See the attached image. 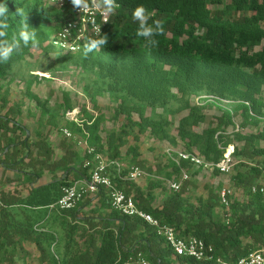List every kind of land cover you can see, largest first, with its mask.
<instances>
[{"label": "trees", "instance_id": "1", "mask_svg": "<svg viewBox=\"0 0 264 264\" xmlns=\"http://www.w3.org/2000/svg\"><path fill=\"white\" fill-rule=\"evenodd\" d=\"M97 1L99 6L105 7V0ZM0 2L5 3L8 10L6 16L9 22V43L14 36L18 37L19 31L27 23L30 29L36 31L39 40L37 46L54 41L59 31L73 21L76 8L72 0H69L61 11L53 14L40 0ZM211 2L225 3L223 0H114L113 10L107 22L100 25L97 34L86 32L80 40V45L85 51V45L90 40L107 36L106 45L88 52L86 56L97 53L105 57L110 68L114 69L115 80L121 78L124 81L123 88L129 94L147 102L165 100L170 95L169 87L195 81V77L201 72L213 77L217 90L229 92L243 102L249 101L248 105L240 101L234 104L233 110H222L216 117V122L200 133L193 131V127L203 120L199 108L190 107L188 114L179 120L176 134L185 151L197 150L206 161L216 163L223 156L224 148L231 144L223 133L233 123V116L241 110L244 122L257 121L252 118L249 110L259 112V102L255 94L264 87V27L261 25L264 22V0H228L223 9H212ZM140 5L151 17L149 24L153 21L162 23L163 31L155 37L158 41L155 47L148 46L145 39L136 34L138 24L132 19V12ZM258 46L260 48L256 50ZM32 47L31 43L27 46L21 43L20 48L7 62L0 63V74L5 71L7 64L23 60L29 55ZM117 62H120V70L115 68ZM167 65L170 69H166ZM239 85L244 86V89H239ZM11 112L13 111L3 115L0 113L1 133L8 124H11L15 131L25 130L23 125L9 116ZM146 126L149 127L150 133L160 140L169 139L166 121L150 119ZM86 128L82 138L88 146H94L99 152L102 144L96 133L97 121L87 124ZM235 138L243 141V145L240 149L234 147L233 154L237 157L234 168H237V171L231 184L235 188L242 187L247 199L240 203L235 200L230 203L228 218L212 217L214 202L211 199V191L200 212L193 204L186 203L185 184L178 191L171 190L162 204L157 206L151 205L153 196L150 188L146 191L136 188L132 195L140 208L160 222L174 226L180 235H194L204 239L226 259H235L250 250L264 246V186L253 187L254 182L264 172V145H254V139L264 141V129L255 136L237 133ZM18 143L22 144L7 137V143L0 147V150L4 151L10 144ZM26 143L27 140L23 145H27ZM114 148V154L111 156L116 157L119 153L117 147ZM126 150L136 156V147H127ZM86 157L84 153L80 155L79 167L75 165L76 160L70 162L65 156L60 159L64 178L43 186L39 192H33L30 200L42 205L56 201L62 187L72 184L73 181L66 179L71 172L87 178V169L82 166ZM253 159L255 165L247 167L246 171L238 170L239 167H246L247 160ZM189 165L191 164L188 161L180 163V166L185 168ZM172 168L173 172L167 174L166 178H177L180 169L176 164H172ZM213 170L219 173L217 169ZM113 181L116 187L127 193L130 191L129 182L117 178H113ZM157 183L158 180L153 181L150 187ZM37 193L39 197L35 196ZM99 200L106 209L110 208L109 214L85 218L91 226L101 225L98 230V243L96 244V238L90 235V243L84 255L81 258L73 256L66 264H124L130 255L138 253L152 264H212L174 256L164 241L156 236L153 227L137 217L122 215L111 209L109 197L103 189L99 193ZM215 202H219L218 194ZM73 210L64 212L75 217ZM53 240L54 236L48 234L45 241L47 248L41 247V261L46 258L47 249ZM55 258L48 257L47 264H61L60 260Z\"/></svg>", "mask_w": 264, "mask_h": 264}, {"label": "rangeland", "instance_id": "2", "mask_svg": "<svg viewBox=\"0 0 264 264\" xmlns=\"http://www.w3.org/2000/svg\"><path fill=\"white\" fill-rule=\"evenodd\" d=\"M40 1L53 14L61 11L69 2V0ZM90 1L82 0L81 5H88ZM223 1L228 3V0ZM95 2L98 3L97 0ZM225 3L211 2L210 7L223 9ZM73 16V21L79 20L76 10ZM261 25L264 27V22ZM259 48L258 46L255 49ZM117 63L115 68L120 70V62ZM166 69H170V66L167 65ZM113 70L102 55L93 53L87 57L82 47L71 51L60 48L54 41L32 47L30 54L23 60L7 64L5 71L0 74V113L3 115L12 110L9 116L23 125L25 130L15 131L12 125L8 124L3 133L0 131V147L7 143V137L13 138L15 142L22 144H10L8 149H15L16 154L28 155L26 165L33 167L38 165V169L53 172L57 170L60 176L64 173L60 161L64 156L69 158L70 162L76 160V167L81 164L80 155H83L87 145L82 138L87 131L86 125L96 120V133L102 144L99 153L117 159L124 167L130 164L138 165L145 172L142 178L127 181L130 183L128 193L133 195L135 189L139 187L137 183H142L144 187L151 189L153 205H160L171 191L168 181L173 179L166 178L167 174L173 172L172 164H174L167 157L166 150L185 151L183 143L176 134L179 120L188 114L190 107L199 108L203 120L193 127V131L200 133L216 122V117L222 110H233L235 103L243 101L234 98L229 92L217 90L213 77L201 72L195 77V81L169 87L170 95L165 100L147 102L129 94L123 88L124 81L121 78L115 80ZM238 87L244 89L242 85ZM255 98L259 102V112L250 109L249 113L257 121L244 122L243 113L239 110L232 118L233 123L223 133L238 149L242 147L243 141L235 138L237 133L255 136L264 129V87L255 94ZM245 102L249 104V101ZM68 105L70 108H67ZM150 119L167 122L166 132L169 139L160 140L150 133L149 127L146 126ZM62 129H67L71 136L65 137ZM25 140L27 145H23ZM254 145L263 147L264 141L254 139ZM115 146L119 153L116 157L111 156L114 154ZM127 147H136V156L133 152H127ZM0 153L3 152L0 150ZM194 153L198 154V151L195 150ZM9 154L5 162L10 159ZM233 159L236 164L237 157L234 154ZM255 159L247 160L246 167H239L238 170L246 171L247 167L256 164ZM20 168L23 166L21 165ZM186 169L190 173V178L183 183L187 187L186 203L193 204L198 212L208 201L211 191V199L214 202L212 217L214 219L229 217V206L224 207L219 202H215L223 186H228L232 191L230 203L234 200L240 203L247 199L242 187L235 188L231 184L237 168L233 167L228 174L192 165ZM86 173L88 174L87 170ZM122 175H127L126 168L123 169ZM57 177L56 175L55 178ZM156 180L159 183L150 187ZM257 185L264 186V172L254 182L253 187ZM81 204L82 207L87 206L79 213L82 217L75 220L76 215L73 217L68 214L70 219L77 222L58 225L56 231L58 239L54 238L50 242L46 258L41 261L38 255L28 256L29 264H47L50 256L54 259L57 257L61 264H66V261L73 256L81 258L84 255L90 243V235L98 239L101 225L91 226L85 218L107 215L110 208L106 209L101 200L93 203L89 198L84 199ZM45 211L51 210L46 208ZM60 213L62 212L53 210L50 217L60 216ZM73 213L75 214V210ZM95 243L97 244L98 240ZM3 253L0 264H8Z\"/></svg>", "mask_w": 264, "mask_h": 264}, {"label": "built area", "instance_id": "3", "mask_svg": "<svg viewBox=\"0 0 264 264\" xmlns=\"http://www.w3.org/2000/svg\"><path fill=\"white\" fill-rule=\"evenodd\" d=\"M75 10L79 15V20L67 23L54 39L57 46L71 51H76L81 47L80 40L86 32L97 34L100 31V25L107 22L110 14L105 7L99 6L95 0H91L88 5L77 6ZM62 132L65 137L71 136L67 129H62ZM78 142L80 143V141ZM233 153V144H228L219 161L212 163L194 152L166 150L167 157L180 169L177 178L168 181L169 188L172 191H178L183 183L190 178L188 170L180 166L181 161H188L197 168L217 169L221 174H228L235 164ZM84 154L87 157L83 160L82 166L88 171L87 178L63 186L58 199L47 206L51 211L75 209L86 198H98L103 189L109 197L110 206L113 210L122 215L137 217L153 227L156 236L164 241L174 256L192 258L196 261L212 264H264V246L250 250L235 259H226L217 253L211 243H207L204 239L194 235H180L174 226L160 222L152 214L140 208L132 195L114 184L113 177L122 181H135L142 178L145 172L138 165L130 164L124 167L117 159L102 155L94 147L88 145L85 146ZM124 168L127 169L126 176L122 175ZM231 196L232 191L228 186H223L218 192L219 202L224 207L229 206ZM3 207L4 203L0 193V212ZM124 264L152 263L138 253L130 255Z\"/></svg>", "mask_w": 264, "mask_h": 264}, {"label": "crops", "instance_id": "4", "mask_svg": "<svg viewBox=\"0 0 264 264\" xmlns=\"http://www.w3.org/2000/svg\"><path fill=\"white\" fill-rule=\"evenodd\" d=\"M8 147L2 151L3 153H0V193L4 203L0 212V261L2 252H4L3 255L6 256L8 264H29L28 256L34 254L40 256L41 247L47 248L45 243L47 235L52 234L57 240L58 225L77 222L75 220L82 217L79 213L87 206L82 207V201L77 205L74 209L75 220L70 219L67 212L64 211H60L62 212L60 216L50 217V213L52 214L53 211L44 212L50 203L47 205L35 204L30 198L34 194L33 192H39L43 186L64 178L65 173L59 176L57 170L53 172L38 169V165L35 167L26 165L28 155L16 154L14 149H8ZM8 154L10 159L5 162ZM21 165L23 168H20ZM56 175L57 178H55ZM66 179L67 181H79L83 177L71 172ZM137 184L139 186L137 188L142 191L147 190V187H144L142 183ZM35 196L39 197L38 193ZM153 199L151 205H153ZM89 200L93 203L98 202L99 196L98 198L90 197ZM85 203L87 204L88 200Z\"/></svg>", "mask_w": 264, "mask_h": 264}, {"label": "clouds", "instance_id": "5", "mask_svg": "<svg viewBox=\"0 0 264 264\" xmlns=\"http://www.w3.org/2000/svg\"><path fill=\"white\" fill-rule=\"evenodd\" d=\"M75 6H81L82 0H72ZM114 0H105V8L111 12L113 10ZM7 6L5 3L0 2V63L7 62L13 53L20 48L21 43L27 46L29 43L33 47H36L39 40L34 29H30L27 23L24 24L22 29L18 33V37H13L11 43H9L8 28L9 22L7 19ZM132 19L137 22L138 29L137 35L143 37L146 44L150 47H155L158 41L155 39L163 31L162 23L160 21H153L149 24L151 19L150 15L146 12V9L140 5L133 9ZM108 38L105 36L102 39L90 40L85 45V54L91 52L101 46L107 44Z\"/></svg>", "mask_w": 264, "mask_h": 264}, {"label": "water", "instance_id": "6", "mask_svg": "<svg viewBox=\"0 0 264 264\" xmlns=\"http://www.w3.org/2000/svg\"><path fill=\"white\" fill-rule=\"evenodd\" d=\"M27 135H28V133H27Z\"/></svg>", "mask_w": 264, "mask_h": 264}]
</instances>
